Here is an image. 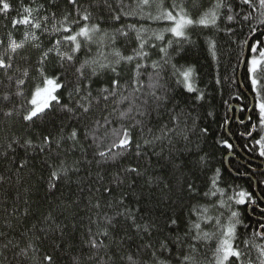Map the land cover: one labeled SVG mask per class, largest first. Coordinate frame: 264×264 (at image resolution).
<instances>
[{"label":"trees","instance_id":"16d2710c","mask_svg":"<svg viewBox=\"0 0 264 264\" xmlns=\"http://www.w3.org/2000/svg\"><path fill=\"white\" fill-rule=\"evenodd\" d=\"M13 5L12 10L7 14L0 13V38L4 39V47L7 45V33L13 32L17 41L23 39L24 26L13 29L11 19L16 17L21 10V0H10ZM29 3V0H23ZM170 2V0H169ZM205 6L210 0H203ZM44 5L41 15L55 12L57 19H60L65 11L76 13L67 0H51L54 7L49 8V0H35L32 4L36 7ZM81 11L88 8L92 12V22L100 23L101 34L97 35L96 42L91 47V54L95 55L98 50L110 51L112 47L119 49L124 55L134 54L133 49L138 47L136 33L128 29V25L134 24L137 28L143 26L148 30V35L154 30H159L165 25L157 23L148 18V13L153 15L156 12L155 6L144 7L141 11L137 7L139 0H79ZM135 12V15H125L124 13ZM119 16V19L114 17ZM259 19V17L257 18ZM51 24L49 25V27ZM251 26L258 29L257 32L249 35L248 25L234 26V33L228 34L217 31L215 28L202 29L194 27L189 30L190 43L183 44V51L178 55L170 50L173 62L180 65H192L196 69V86L203 92V98L196 100L195 96L200 93H189L182 86L175 83L170 77V68L161 73L164 77L161 83L168 97L167 101L157 110L155 104L148 110V114L140 116L136 114V119L143 121V135L141 126H136L133 135V144L127 149L122 157L114 162L98 165L94 156L97 151L96 144L92 137L84 139V130L91 128L95 121L99 120L103 124V118L108 116L113 107H116L113 99H109L105 105L104 101L97 103L91 100V110L84 114L78 111L76 114L62 113L57 107L55 114L49 113L35 123H26L22 118L13 114L6 117L4 112L13 108L22 98L12 96L10 101H3L4 93H15L17 87L14 82L10 83L6 76L0 73V152L4 151L3 145L9 142L11 137L21 140L31 139L37 147L23 148L17 147L16 151L8 152L7 157H0V176L5 177L0 181V264H32L30 259L16 255L19 248H22L31 238L32 233L41 237V242L37 245L41 249V255L45 252L53 255L54 264H73V258H80V264H129V257L135 264H181L185 254L194 255L195 258L205 264V257H211L214 243L201 242L197 245V252L192 253L189 245L192 243L190 237L185 239V233L189 227V221L195 220L196 216L191 214L194 204L212 205L220 198L204 197V192L209 190L211 177L216 169L221 170L222 181L220 187L231 185L238 186L251 193V200L243 206H235L240 212L243 224L247 225L239 228V240L245 237L252 239L254 229L259 228L260 223H264V157L258 154L254 140L260 134L257 128L253 136L247 138V133L251 131L253 124H258V111L252 107L249 120L242 124L250 108V98L242 91L238 76L243 89L250 95L252 100L250 82L247 79L246 64L240 71L241 62L246 47V56L249 47L243 41L251 36V42L256 40L264 41V27H260L256 20L251 21ZM223 25H221V28ZM123 28L129 32L128 37L117 36L115 45L104 40L101 43L103 32L113 33L117 29ZM44 48L50 47L51 42L57 39L56 34L45 35L38 33ZM166 39L171 38L170 34H165ZM211 37L216 41V57L213 58L209 51L207 38ZM147 39V36L145 37ZM33 43L27 42L23 50L16 55L17 64L21 68L32 66L31 76L27 78L24 90L27 92L34 86L32 77L36 75L35 61L39 56V51L33 47ZM157 44L156 48L146 47L145 51L150 53L147 61L137 60L131 64H122L120 67V89L119 95H131V81L133 79V69L135 63L146 64V70H142V79L146 85L148 77L154 73L150 67L152 60H159L163 55L159 53V47L163 43L155 41L154 38L148 40V44ZM104 44H108L105 49ZM67 50V49H63ZM3 47H0V52ZM88 55L86 51L79 53L76 64L69 67L65 64L70 81L68 87L64 88L60 95L64 103L72 104V100L79 99L73 96L69 98V90L77 80L75 68ZM21 56H28L31 59L27 62L21 61ZM58 58L55 53L51 56L50 66ZM58 67V66H57ZM13 72L8 75H13ZM85 76H90V71H85ZM115 78L112 73L102 74L93 78L91 85L92 97L100 95L99 89L105 85H110L111 79ZM219 81V83L217 82ZM164 94V93H161ZM139 96V93L136 94ZM87 106L88 101H82ZM127 101L119 106L118 110L128 107ZM140 103V100H137ZM237 105L239 112L236 118V109L230 106ZM211 113V114H209ZM173 114L180 115L181 129L185 131L181 135L170 133L171 139L165 137L153 144H144L145 139H152L153 135H160L161 128H172L173 123L170 117ZM231 115V120L230 119ZM117 119V123L106 127H119L118 113L111 117ZM134 124V121H128ZM228 123V125H227ZM79 125L81 144L77 145L73 153H66L68 143L56 148L55 143L51 149L44 152L39 150L44 135L52 134L58 138L61 128L67 135L72 127ZM148 129L152 130L149 134ZM206 129V132L201 131ZM101 129L99 135L103 136ZM187 136V139L184 137ZM110 137L105 139L99 150L110 147ZM227 141V144L225 143ZM136 143L141 145L140 156L136 155ZM228 145H231L229 147ZM57 152L61 159H67L69 163L73 160L79 161L78 171L69 173V176H62L58 181L53 180L55 187H49L51 171L50 164L59 166ZM232 154L234 158L228 161V168L225 165V157ZM205 157L204 163L200 162V157ZM26 160L27 164L18 169L20 162ZM128 167H137L141 173L127 174L123 170ZM104 177L101 181L97 175ZM123 183H113L116 178ZM151 181V182H149ZM193 183L198 190V195H193L187 191V184ZM110 187V193H104L102 189ZM228 195L232 190H228ZM97 201L100 202L99 209L90 206ZM122 198L123 203H117ZM112 204V207L108 205ZM254 205L249 211V206ZM127 209L133 213L137 224L149 225L148 231H137L135 226L126 217L121 216L117 220L118 227L110 231L109 237H96L104 240L108 245L95 252L90 250L86 241L89 240V229L92 233H97L103 227V217L105 215L115 216L116 212ZM27 210V211H26ZM218 210H211L210 214L216 215ZM52 213L55 223H43V217ZM175 219L176 224L171 221ZM96 221L97 223H94ZM59 227H56V226ZM42 228L49 229L41 232ZM206 231L214 230L209 224ZM27 233V235H22ZM180 237V240H177ZM12 241L19 247L11 245L5 249L3 244ZM161 242L166 244L161 247ZM254 242L264 244V239L254 238ZM151 245V247H146ZM155 253V256H153ZM256 253L253 250V256ZM92 256L89 260L88 257ZM111 258V259H109Z\"/></svg>","mask_w":264,"mask_h":264},{"label":"snow or ice","instance_id":"6c2138e0","mask_svg":"<svg viewBox=\"0 0 264 264\" xmlns=\"http://www.w3.org/2000/svg\"><path fill=\"white\" fill-rule=\"evenodd\" d=\"M35 0H29V3H24L21 0V10L16 17L11 19V26L13 29H17L19 26H24L23 39L17 41L12 31L7 33V45L4 47V39L0 38V47H3V51L0 52V73L6 76L7 80L14 82L17 91L13 93H4L2 96L3 101H10L12 96L16 98H22L19 103L15 104L13 108L4 112L6 117L12 116L14 113L19 115L26 123H35L36 120L46 117L49 113L55 114L57 107L62 113L76 114L81 111L86 114L91 110V100L95 99L97 103L101 100L106 102L111 98L114 100L116 107H113L108 116L103 118V124L99 120L95 121V125L91 128L86 127L84 130V139L87 140L89 136L92 137V141L96 144L97 151L94 156L99 157L96 159L98 165L114 162L118 158L122 157L124 152L133 144V135L136 126H141V134L143 135V121L136 119V114L144 116L148 114V110L153 104H155L158 110L168 97L164 91V85L161 83L164 77L161 75L163 71L170 68V77L175 80V83L182 86L189 93H200L195 96L196 100L203 98V92L196 86V69L192 65H180L173 62V56L170 54V50L177 55L183 51V44L190 43L191 38L189 30L194 27H200L202 29L215 28L217 31H223L228 34L234 33V26L237 24L248 25L249 35L257 32L256 27L251 26V21L256 20L260 27H264V0H210V3L205 6L203 0H139L138 8L143 10L144 7L155 6L156 12L153 15L148 13V18L157 23H163L165 26L159 30H154L148 35V30L143 26L137 28L136 25H128V29L136 33L135 39L138 41V47L133 49L134 54L124 55L119 49L112 47L110 51L98 50L95 55L91 54V45L96 42L97 35L101 34L100 23L92 22V12L88 8H84L81 11L79 0H67L68 5L72 6L76 15L73 16L72 11H65L60 19H57L56 13L49 12L41 15V10L44 9L43 4H39L33 7L32 4ZM54 7L49 0V8ZM13 5L10 0H0V13H3L5 17L12 10ZM125 15H135V12L124 13ZM259 17V19H257ZM119 19V16L114 17ZM51 26L49 27V25ZM221 25L223 27L221 28ZM38 33L45 35L56 34L57 39L51 42V46L44 48L41 41V36ZM165 34H170L171 38L167 39L166 43H163L166 39ZM128 37L129 32L124 31L123 28L115 30L113 33L103 32L101 43L104 40L109 41L111 45H115L117 36ZM147 36V39L145 38ZM163 43V46L159 47V53L163 54L159 60H152L150 67L156 71L150 74L148 77V83L146 85L147 91H145V84L142 77V70H146L147 65L139 62L135 63L133 69V79L131 81L132 94L131 95H119L120 89V67L122 64H131L133 61L144 60L147 61L150 58V53L145 51L146 47L156 48L157 44H148V40L153 39ZM209 51L213 58L216 57V41L211 37L207 38ZM33 43V47L39 51V56L35 61V73L32 77L34 86L27 92L24 90V85L27 83V78L31 76L33 68L31 65L28 67H19L17 64L16 55L20 50H23L27 42ZM245 45L249 47V53L245 56V64L247 68V79L250 82L251 94H252V107L258 111V124L252 125V131H249L247 135L253 136L254 131L259 128L260 134L258 138L254 140V145L257 146L258 154L264 157V41L256 40L254 43L245 40ZM105 49H108V44H104ZM67 49V50H63ZM86 51L88 55L79 63V66L75 68L77 80L73 87L69 90V98L73 96L79 97V99L72 100L73 106L66 104L61 99V91L68 87L70 81H67L65 77L68 76V71L65 69V64L69 67L76 64L79 58V53ZM55 53L58 58L55 62L51 63V56ZM31 58L28 56H21L20 60L27 62ZM58 66V67H57ZM13 75L8 73L13 72ZM90 71V76H85V71ZM112 73L115 78L111 79L110 85H105L98 91L100 95L98 97H92L91 85L93 78L99 77L102 74ZM219 83V81H217ZM139 93V96L136 94ZM164 93V94H161ZM140 103H137V100ZM88 101L87 106L82 101ZM125 101L129 102L128 107L124 110H118L119 106ZM118 113L119 127H106L117 123V119L111 117ZM211 114V113H209ZM180 115L173 114L170 117V121L173 123L172 128H161L160 135H153L152 139H145L144 144H153L165 137L171 139L170 133L181 135L185 129H181ZM134 121V124L128 123V121ZM104 130L103 136L99 135L100 130ZM201 131L206 132V129ZM149 134L152 133L151 129H148ZM58 138H54L51 133L42 137L39 150L44 152L47 149H51L52 144L55 143L56 148L60 149L63 144L68 143V148L64 149L66 153H73L77 145L81 144L79 125L72 127L71 131L64 134V128L60 130ZM110 139V147H105L104 150H99L105 139ZM187 139V136L184 137ZM227 144V141H225ZM32 148L35 149L37 145L33 143L31 139L21 140L17 137H11L9 142L3 145L4 151L0 152V157H7L8 152H15L17 147ZM231 147V145H228ZM141 145L136 143V155L140 156ZM59 160V166L50 164L49 167L53 168L51 171V178L49 180V187H55L53 180H59L62 176H69V173L78 171L79 161L73 160L71 163L67 159H61L59 152L57 157ZM205 157H200V162L204 163ZM27 161L23 160L18 166L19 169L26 166ZM127 174L136 173L138 176L141 174L137 167H128L123 170ZM99 179L103 181L104 177L99 176ZM5 177L0 176V181ZM222 181L221 170L216 169L211 177V184L209 190L204 192V197H216L219 194V199L212 205L194 204L191 209V214L196 216L195 220L189 221V227L185 233L184 238L190 237L192 243L189 248L192 253L197 252V245L201 242L214 243L212 248L211 257H205V264H264V244L254 242L255 237L264 239V223L259 224V228L254 229L252 233V239L245 237L239 243V228L244 227L247 229V225L243 224L241 212L235 206L246 205L251 200V193L239 188L228 185L226 187H220ZM123 183L117 177L113 180V183ZM151 182V181H149ZM232 190V194L228 195V190ZM104 193H110V187H104L102 189ZM187 191L193 195H198V190L193 183L187 184ZM90 206L96 209L101 207L99 201L94 205L91 204V198L89 200ZM117 203H123L122 198ZM112 207V204L108 205ZM217 214H210L211 210L217 209ZM27 211V210H26ZM124 216L132 222L136 230L147 232L149 225H140L136 223L135 216L127 209L116 212L115 216L105 215L103 219V227L99 228L97 233L93 234L89 229V240L86 241L90 250L95 252L107 248L108 245L104 243V240L97 239L96 237L103 236L109 237L110 231L118 227L117 220L119 217ZM43 223L52 222L55 223L54 217L51 212L47 216L43 217ZM97 223L96 221H93ZM172 224H176L177 221L173 219ZM211 224L214 230L206 231L205 227ZM56 227H59L58 225ZM49 229L42 228L41 232H46ZM22 235H27L24 233ZM3 236V233H0ZM177 237V240H180ZM41 242V237L32 233L31 238L28 239L24 247L19 248L18 256H22L25 259H30L32 264H54L53 255L45 252L42 255L41 249L37 246ZM19 247L18 244H13L12 241H8L3 244V248L7 249L9 246ZM151 247V245H146ZM161 247L165 248L166 244L161 242ZM253 250L256 255L253 256ZM155 256V253H153ZM89 260L92 256L88 257ZM111 259V258H109ZM73 264H80V258L74 257ZM129 264H135L132 257H129ZM163 264V262H160ZM181 264H201L194 255L185 254L182 258Z\"/></svg>","mask_w":264,"mask_h":264},{"label":"water","instance_id":"95a60500","mask_svg":"<svg viewBox=\"0 0 264 264\" xmlns=\"http://www.w3.org/2000/svg\"><path fill=\"white\" fill-rule=\"evenodd\" d=\"M253 36H254V35H253ZM253 36H251L248 40L250 41L251 38H252ZM246 46H247V45H246ZM245 56H246V47H245L244 56H243V59H242V62H241V66H240V71H239V73L241 72V70H242V68H243V66H244V63H245L244 58H245ZM238 79H239V84H240V86H241L242 91L248 96V98H250V101H251L250 108H249V110H248V112H247V114H246V116H245V120L242 122V124H244V123H246V122L249 120V114H250V111H251V109H252V100H251L250 95L247 94V92L243 89V86H242V84H241V82H240V75L238 76ZM232 108H235V109H236V118H237V115H238V112H239V107H238L237 105H232V106H230L229 110L231 111ZM230 120H231V115H230V119H229V121H230ZM227 125H228V123H227ZM251 131H252V130H251ZM247 138H250V137L247 136ZM230 158H234V156H233L232 154H228V155L225 157V165H226L227 168H228V161H229ZM259 164L263 166L262 171H264V164H262V163H259ZM228 169H229V168H228ZM250 209H251V207L249 208V210H250Z\"/></svg>","mask_w":264,"mask_h":264},{"label":"flooded vegetation","instance_id":"af4514ba","mask_svg":"<svg viewBox=\"0 0 264 264\" xmlns=\"http://www.w3.org/2000/svg\"><path fill=\"white\" fill-rule=\"evenodd\" d=\"M253 206H254V205H251V206H249V207L253 208ZM250 210H251V209H250ZM250 210H249V211H250Z\"/></svg>","mask_w":264,"mask_h":264},{"label":"rangeland","instance_id":"374dc122","mask_svg":"<svg viewBox=\"0 0 264 264\" xmlns=\"http://www.w3.org/2000/svg\"><path fill=\"white\" fill-rule=\"evenodd\" d=\"M252 130V129H251ZM263 164V163H262ZM250 208V207H249ZM249 210V209H248Z\"/></svg>","mask_w":264,"mask_h":264}]
</instances>
